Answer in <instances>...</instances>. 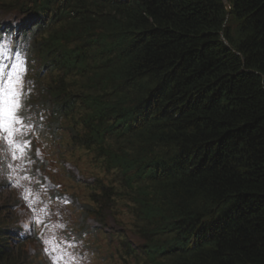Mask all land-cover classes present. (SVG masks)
I'll use <instances>...</instances> for the list:
<instances>
[{
  "label": "trees",
  "instance_id": "trees-1",
  "mask_svg": "<svg viewBox=\"0 0 264 264\" xmlns=\"http://www.w3.org/2000/svg\"><path fill=\"white\" fill-rule=\"evenodd\" d=\"M2 2L23 8L49 120L129 198L148 263L264 264V0Z\"/></svg>",
  "mask_w": 264,
  "mask_h": 264
},
{
  "label": "rangeland",
  "instance_id": "rangeland-1",
  "mask_svg": "<svg viewBox=\"0 0 264 264\" xmlns=\"http://www.w3.org/2000/svg\"><path fill=\"white\" fill-rule=\"evenodd\" d=\"M8 3L11 0L2 2L4 5ZM4 10L7 13L1 19L14 27L13 22L23 8L13 6ZM99 29L105 30L103 27ZM10 37L12 43L17 41L12 35ZM17 38L20 39L19 36ZM26 72L27 66L17 81L22 82L21 115L33 127L26 135L14 138L15 142L23 144V155L7 146L0 136V225L1 222L2 225L8 224V219L12 216H20L21 211L15 206L21 197L53 202L51 205L56 209L47 219L38 218L40 224L47 225H35L33 230L37 238L43 241L41 248L35 241L21 246L18 244L12 247L10 258L0 264H53V261L56 264H70L73 260L75 264H141L139 260L126 258L122 251V242L129 245L142 242L132 216L120 203H114L110 195L109 199L98 201V186L110 185L111 177L104 174L98 165L94 169L89 158L82 155V150L67 151L64 139H55V143L51 144L47 141L41 114H37L43 99L36 91L34 93L27 76H24ZM36 72V67L32 64L29 78L35 81ZM2 82L7 83V79ZM28 91L34 95L31 100L24 102L23 95ZM25 141L30 143L25 144ZM14 154L16 159H13ZM9 165L12 167L9 168ZM37 181L50 187L53 181L67 198L44 197L33 193ZM46 189L50 190L48 187ZM94 199L98 203H93ZM23 228L28 229L27 223L23 224ZM55 242H59L58 246L63 253L60 259L58 256L61 253L56 251Z\"/></svg>",
  "mask_w": 264,
  "mask_h": 264
},
{
  "label": "snow or ice",
  "instance_id": "snow-or-ice-1",
  "mask_svg": "<svg viewBox=\"0 0 264 264\" xmlns=\"http://www.w3.org/2000/svg\"><path fill=\"white\" fill-rule=\"evenodd\" d=\"M0 55H7L6 43H0ZM13 68H15V65ZM3 79L2 70H0V136L6 139L10 146H16L17 150L23 155V144L18 146L15 145L14 138L17 135H26L27 132L31 131L33 126L27 122V118L21 115L23 105L21 103L22 93L20 88L22 87V82H17L19 81V76L15 71L9 74L7 83H3ZM24 143L27 144L30 142L25 141ZM16 158L17 157L14 154L13 159ZM11 167L12 166L9 165V168ZM25 199L27 200L28 197L25 196ZM36 222L41 223L38 219ZM45 243L47 244L48 241H45ZM55 243L57 245L56 251L61 253V255L58 256V259H60L62 258L63 253L58 246L59 242ZM45 251L47 252L48 250L46 249ZM53 264H56V262L53 261ZM70 264H75V261H70Z\"/></svg>",
  "mask_w": 264,
  "mask_h": 264
},
{
  "label": "bare ground",
  "instance_id": "bare-ground-1",
  "mask_svg": "<svg viewBox=\"0 0 264 264\" xmlns=\"http://www.w3.org/2000/svg\"><path fill=\"white\" fill-rule=\"evenodd\" d=\"M40 21V20H39ZM49 119V118H48ZM6 142V145L10 146L7 143V140L4 139ZM37 186V187H36ZM48 187L50 190L47 191L46 187ZM45 186L42 185L39 181L35 182V188L33 193H37L39 196H48L51 198H58V197H65L67 198V195H57L52 196V194L56 191L55 183L52 181V186H48L45 183ZM48 205H47V204ZM51 204H54L53 202H41V201H33L31 199H25V197H21V199L17 200L16 208H18L21 211L20 216H12L8 219L9 227L7 229H4L2 226V222L0 225L1 231L4 236L12 238L13 240L8 245L9 248H12L13 246H16L19 244L21 246L22 244L29 242V241H35L36 245L39 246V248L42 247L43 241L39 240L37 236L34 234L35 231L29 232L26 229L23 228V224L27 223L28 227L32 228L34 230L35 225L37 226H44L47 225V223H37V219L41 218L44 219L52 214L55 213V207ZM15 219L18 221L15 222Z\"/></svg>",
  "mask_w": 264,
  "mask_h": 264
},
{
  "label": "water",
  "instance_id": "water-1",
  "mask_svg": "<svg viewBox=\"0 0 264 264\" xmlns=\"http://www.w3.org/2000/svg\"><path fill=\"white\" fill-rule=\"evenodd\" d=\"M225 9L228 12L229 11V7L227 6L226 2L224 3Z\"/></svg>",
  "mask_w": 264,
  "mask_h": 264
}]
</instances>
